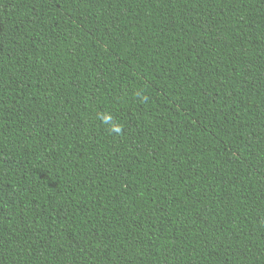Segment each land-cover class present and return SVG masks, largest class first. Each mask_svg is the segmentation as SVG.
Returning a JSON list of instances; mask_svg holds the SVG:
<instances>
[{"label": "trees", "instance_id": "1", "mask_svg": "<svg viewBox=\"0 0 264 264\" xmlns=\"http://www.w3.org/2000/svg\"><path fill=\"white\" fill-rule=\"evenodd\" d=\"M0 264H264V0H0Z\"/></svg>", "mask_w": 264, "mask_h": 264}, {"label": "clouds", "instance_id": "2", "mask_svg": "<svg viewBox=\"0 0 264 264\" xmlns=\"http://www.w3.org/2000/svg\"><path fill=\"white\" fill-rule=\"evenodd\" d=\"M142 99L146 101L147 97L145 96ZM100 117L102 118L103 124L109 126L107 130L110 133L117 135L123 134V125L113 122V116L110 113H102Z\"/></svg>", "mask_w": 264, "mask_h": 264}]
</instances>
